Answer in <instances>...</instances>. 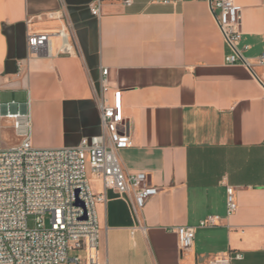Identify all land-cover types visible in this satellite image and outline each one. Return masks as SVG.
<instances>
[{
	"label": "crops",
	"instance_id": "obj_1",
	"mask_svg": "<svg viewBox=\"0 0 264 264\" xmlns=\"http://www.w3.org/2000/svg\"><path fill=\"white\" fill-rule=\"evenodd\" d=\"M96 1L0 0L2 136L3 121L12 128L8 107H29L36 149L99 138L108 68L133 140L120 164L160 192L138 221L127 195L90 178L92 192L106 196L96 206L100 264H211L235 252L243 259L232 264H264V0H236L251 69L226 62L232 51L206 0H100L99 17ZM61 30L70 54L29 58L28 35ZM228 187L238 204L230 216ZM208 217L217 224L197 228L182 253L173 229Z\"/></svg>",
	"mask_w": 264,
	"mask_h": 264
},
{
	"label": "built area",
	"instance_id": "obj_2",
	"mask_svg": "<svg viewBox=\"0 0 264 264\" xmlns=\"http://www.w3.org/2000/svg\"><path fill=\"white\" fill-rule=\"evenodd\" d=\"M206 1L232 51L226 62L251 69L239 49L243 35L242 7L236 0ZM126 4L130 5V1ZM91 12L101 15L100 0L91 5ZM60 14L47 16L56 19ZM69 37L67 30L28 35L29 58L70 54ZM56 39H60V47L56 46ZM102 88L101 135L92 141L83 139L76 148H34L29 107L25 112H12L8 107L4 117L12 122L21 143L10 149L4 147L0 125V264H100L101 229L96 206L105 202L106 196L92 192V176L100 178L105 189L127 195L138 221L148 201L159 194L145 173H126L120 164L119 151L132 147L133 140L127 127L129 114L123 91L115 87L108 68L102 69ZM107 93H111L110 99L105 96ZM237 209L234 188L228 187V215ZM31 219L35 221L34 228L29 226ZM216 224V217H208L197 227L173 229L181 252L193 247L197 228ZM242 259L243 255L235 252L217 256L211 264H232Z\"/></svg>",
	"mask_w": 264,
	"mask_h": 264
},
{
	"label": "rangeland",
	"instance_id": "obj_3",
	"mask_svg": "<svg viewBox=\"0 0 264 264\" xmlns=\"http://www.w3.org/2000/svg\"><path fill=\"white\" fill-rule=\"evenodd\" d=\"M3 128H4V132H3V136H2V144L4 147L6 148H12V147H17L18 145H20L21 143V139L19 137L16 136L15 131L9 127L7 121H3ZM47 225H50V217H47ZM29 226L31 228L35 227V221L34 220H30L29 222Z\"/></svg>",
	"mask_w": 264,
	"mask_h": 264
}]
</instances>
